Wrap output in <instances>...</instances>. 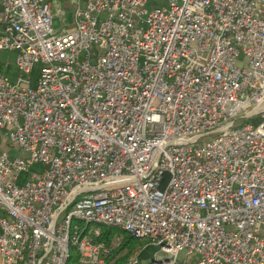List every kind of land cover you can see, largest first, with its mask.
<instances>
[{
	"label": "built area",
	"instance_id": "built-area-1",
	"mask_svg": "<svg viewBox=\"0 0 264 264\" xmlns=\"http://www.w3.org/2000/svg\"><path fill=\"white\" fill-rule=\"evenodd\" d=\"M152 1L0 0V264H264V0Z\"/></svg>",
	"mask_w": 264,
	"mask_h": 264
},
{
	"label": "rangeland",
	"instance_id": "rangeland-1",
	"mask_svg": "<svg viewBox=\"0 0 264 264\" xmlns=\"http://www.w3.org/2000/svg\"><path fill=\"white\" fill-rule=\"evenodd\" d=\"M58 1H59L60 5H61V9H63L65 11V14H64L65 20L63 22H61L62 18L59 17V15L56 16L55 17V20H56L55 28L60 29L62 26L70 27L72 25V9H73V5H69L71 3L69 0H65V1L58 0ZM158 3H159V0H153L152 2H150L148 4V7L152 8V7L156 6V5H158ZM0 72H2L4 74H6L7 76H9V79L11 81L14 80V78L17 75V69H16V66H15V52L14 51L4 50V51L0 52ZM237 121L239 123L240 122L244 123L246 121V119H244V118L241 119L240 118ZM114 232L115 233L112 235V240H111V243H110L111 248L117 247L120 244V242L122 241V239H123L122 234H121L122 233L121 229H116ZM138 244L140 245L139 248H144V247L149 246V245H146L145 242H143V241L142 242L140 241V243L138 242ZM126 250L127 249H124L119 254L122 255L123 253L126 252ZM135 257L138 258L137 253H133V254L129 255L128 259L126 260V264L132 258H135ZM153 258H154V255H153V257L151 259L150 258L149 259L152 260ZM149 259L141 260V262L142 263H146V262H148ZM194 260H195L194 256L192 258L190 257V259H189L191 264H195Z\"/></svg>",
	"mask_w": 264,
	"mask_h": 264
},
{
	"label": "trees",
	"instance_id": "trees-1",
	"mask_svg": "<svg viewBox=\"0 0 264 264\" xmlns=\"http://www.w3.org/2000/svg\"><path fill=\"white\" fill-rule=\"evenodd\" d=\"M117 228H112L109 226H103L102 227V234L99 236V240L103 241L106 245H110L112 240V235L115 233L114 231ZM119 234V233H118ZM122 241L117 247L112 248L111 253L105 258V264H126V260L128 259V256L137 253L139 260L144 259H151L153 257V254L156 251V247L154 246H147L144 248H139L140 241L135 240L132 238L127 232L122 231ZM124 249H127L125 253L120 255ZM67 264H79L78 262V254L76 251L73 250L69 261Z\"/></svg>",
	"mask_w": 264,
	"mask_h": 264
},
{
	"label": "crops",
	"instance_id": "crops-1",
	"mask_svg": "<svg viewBox=\"0 0 264 264\" xmlns=\"http://www.w3.org/2000/svg\"><path fill=\"white\" fill-rule=\"evenodd\" d=\"M61 1H65V0H61ZM69 1H71V0H69ZM69 5H70V4H69ZM155 252H156V251H155ZM154 254H155V253H154ZM154 254H153V255H154ZM149 260H150V259H149ZM140 261H141V260H140Z\"/></svg>",
	"mask_w": 264,
	"mask_h": 264
}]
</instances>
